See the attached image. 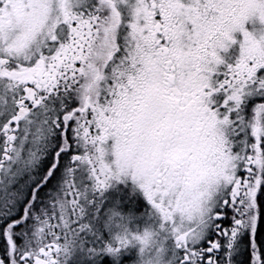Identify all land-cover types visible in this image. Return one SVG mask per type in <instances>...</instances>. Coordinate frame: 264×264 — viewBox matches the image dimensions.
Segmentation results:
<instances>
[{
  "label": "snow or ice",
  "instance_id": "6c2138e0",
  "mask_svg": "<svg viewBox=\"0 0 264 264\" xmlns=\"http://www.w3.org/2000/svg\"><path fill=\"white\" fill-rule=\"evenodd\" d=\"M0 264H264V0H0Z\"/></svg>",
  "mask_w": 264,
  "mask_h": 264
}]
</instances>
